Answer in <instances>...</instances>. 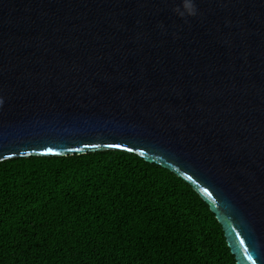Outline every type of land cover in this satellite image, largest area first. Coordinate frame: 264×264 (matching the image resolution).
Segmentation results:
<instances>
[{"label": "water", "instance_id": "95a60500", "mask_svg": "<svg viewBox=\"0 0 264 264\" xmlns=\"http://www.w3.org/2000/svg\"><path fill=\"white\" fill-rule=\"evenodd\" d=\"M180 4L0 0V161L137 153L208 203L237 264H264V0Z\"/></svg>", "mask_w": 264, "mask_h": 264}, {"label": "trees", "instance_id": "16d2710c", "mask_svg": "<svg viewBox=\"0 0 264 264\" xmlns=\"http://www.w3.org/2000/svg\"><path fill=\"white\" fill-rule=\"evenodd\" d=\"M0 264H237L208 203L123 149L0 161Z\"/></svg>", "mask_w": 264, "mask_h": 264}, {"label": "clouds", "instance_id": "9594fccd", "mask_svg": "<svg viewBox=\"0 0 264 264\" xmlns=\"http://www.w3.org/2000/svg\"><path fill=\"white\" fill-rule=\"evenodd\" d=\"M174 11L181 17H195L198 14V8L196 6V0H181V4L177 6ZM161 28L164 26L161 24ZM4 103L3 99L0 98V106Z\"/></svg>", "mask_w": 264, "mask_h": 264}]
</instances>
